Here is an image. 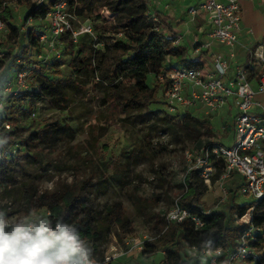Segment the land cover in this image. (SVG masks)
<instances>
[{
    "label": "rangeland",
    "instance_id": "obj_1",
    "mask_svg": "<svg viewBox=\"0 0 264 264\" xmlns=\"http://www.w3.org/2000/svg\"><path fill=\"white\" fill-rule=\"evenodd\" d=\"M245 1L248 0L241 1L242 25L252 29L251 42L253 38L255 41H264V15L254 12L250 2L247 9L246 3H243ZM189 4L182 6V11ZM14 13L13 24L18 27L19 33L15 40L9 39L7 30L1 26L0 44L3 46L0 48V59L3 57L2 53L9 50L12 54L21 55L26 43V30L29 27L33 28L35 35L45 28L44 20L30 19L23 23L24 8L22 7L15 6ZM160 16L161 29L170 35L168 32L173 25L168 23L165 15L160 14ZM89 21L94 35L98 38L103 32V23L93 19ZM174 25L182 36V44L185 42L189 47L187 54L189 60L200 55L194 53L190 46L193 44V39H189V36L192 38L194 33L198 35L201 43H209L210 49L214 50L212 39L204 32L198 33L196 23L186 12L181 13ZM80 46L83 47L81 57L88 58L92 64L97 62L102 46L90 35L80 37L72 46L68 44L66 38L60 40L52 50L47 47L43 49V56H47V59L42 65H47L49 75L67 85L68 102L64 107L58 108L50 100L43 99L40 102H33L32 108L27 112L21 110L17 112L21 139L29 133L43 129L42 136L34 140V149L39 155L35 156L37 160L26 157V152L35 153L27 151L26 148L25 152L12 157L14 160L10 164L9 176L6 180H2L0 186V213L8 218L11 228L19 223L41 221L45 218L46 212L30 210L26 205L30 196H37L45 191H61L68 186L79 185L86 181L94 183L101 174V163L114 157L119 164L121 178L116 180L109 177L108 190L104 194L96 191V185L86 184L83 186V197L90 207L98 211H102L106 205L121 203L133 225L132 237L135 241L142 242L152 237L155 231L154 224L186 191L184 176L188 166L192 165L186 158V151H199L205 141L217 143L222 140L226 147L233 143L232 138L226 136L229 135V129L225 131V126H229V112L215 116L204 114L200 109H192L181 112L178 110L177 114H174L163 104L164 98L161 92L159 102L151 104L148 113L145 112L140 117L121 115L112 106H103V86L90 70L80 73L70 66L69 61L72 59L70 50L76 53ZM203 51L205 54L201 56L210 61L208 52ZM30 53L33 51L30 50ZM0 65V84L3 85L16 67L8 68L11 65L10 60H4ZM203 65L207 66V62L203 61ZM154 81L153 76L147 79L150 86ZM29 86L30 90L36 89L35 86L32 88L30 79ZM253 88L257 90L255 83ZM255 100L264 107V92H257ZM255 110L264 109L257 107ZM185 112H190L193 117L200 120L209 116L213 128L212 134H205L201 128L194 125L192 119L189 125L181 124ZM9 123L13 127L12 123ZM48 123L54 125L45 129L44 126ZM199 140L202 141L200 146H198ZM104 147L107 148L106 152H103ZM240 177L235 175L232 180L228 179L224 183L228 192L232 188L234 193H229L223 202H220L223 197L220 184L216 182L208 186L203 201L209 206L210 211L223 212L230 216L229 210L232 204L244 205L251 202L250 199L239 195L237 185L231 182ZM134 195L139 197L137 207L133 202ZM125 242L124 239L123 243L119 244L114 235L110 234L107 244L102 246L105 255L113 256L110 264H161L164 257L162 252L145 257L141 255L140 250L127 252L129 246ZM262 250L264 245L258 248L256 255L260 256ZM224 261L223 256L220 262ZM247 261L239 263L254 264Z\"/></svg>",
    "mask_w": 264,
    "mask_h": 264
},
{
    "label": "trees",
    "instance_id": "obj_2",
    "mask_svg": "<svg viewBox=\"0 0 264 264\" xmlns=\"http://www.w3.org/2000/svg\"><path fill=\"white\" fill-rule=\"evenodd\" d=\"M69 3L70 5L75 3V13L80 19H93L103 23V32L97 38V43H101L102 46L97 62L92 64L88 58L81 57L83 47L80 46L76 53L70 50L72 59L69 64L80 73L90 70L103 86V106H112L121 115L140 117L143 113H148V107L159 102V95L166 84V81L159 80V77H165L173 67L203 66L199 57L188 59L187 47L173 44L176 35H169L167 31L161 29L159 20L161 16L157 10L156 0H75V2L70 0ZM15 6L24 8L23 23L30 19L44 20L50 10L48 5L37 6L32 0H0V24L7 30V37L12 40H15L19 33L18 27L13 24ZM103 8L108 11L109 17L100 13ZM40 34L41 31L35 35L33 28L29 27L26 30V43L21 55L12 54L9 50L3 52V57L0 59V64L4 60H10L11 65L8 68L16 67L11 74L16 70L31 68L32 74L29 79L32 88L36 87L30 90L29 86L17 96H5L2 93L3 85L0 84V100L4 101L0 108V117L13 125L11 130L0 133V186L2 180H6L9 176L10 164L14 160L12 157L25 152L26 148L27 151L35 152L33 154L26 152V157L37 160L35 156L39 155L34 149V140L42 136L43 129L29 133L21 139L17 112L20 110L27 112L32 108L33 102H40L43 99L50 100L58 108L64 107L68 102L67 85L49 75L47 65H42L43 61L36 59L42 49ZM82 36L87 34L80 37ZM66 38L68 44L72 46L74 42L68 37L64 36L60 40ZM2 46L0 44V48ZM30 50L33 53H30ZM33 64L37 66L33 67ZM149 76H153L155 80L152 86L147 83ZM183 117L181 124L189 125L192 119L194 125L201 128L205 134H212L213 128L209 116L200 120L193 117L190 112H185ZM51 125L54 124H45L44 128L47 129ZM210 143L205 141L203 146ZM201 144L202 141L199 140L198 146ZM13 147L16 148L15 154L11 151ZM103 150L106 152L107 148L104 147ZM213 164L216 168L215 177L218 178L224 171L223 162L217 159ZM101 167V174L94 183L86 181L79 185L73 184L61 191H45L37 196H30L26 205L30 210L48 212L45 219L52 224L72 226L74 234L78 236L83 246L90 250L91 257L104 262L105 254L102 246L107 244L110 234L122 244L124 239L133 236V225L121 203L106 205L102 211H98L90 207L83 197L84 185H96V191L104 194L108 190L109 177L116 180L121 178L119 164L114 157L102 162ZM184 184L186 191L175 203L185 208L191 217L197 218L201 225L196 226L188 217L179 223L173 222L166 226L165 213L154 224L155 231L152 237L143 242L141 255L150 257L162 252L164 257L161 264H196L191 248L232 249L236 246L237 239L249 228H253L251 233L253 239L249 244L255 252L264 245V199L253 209L250 224L239 225L236 224L233 214L244 211L250 203L232 204L229 210L230 216H227L223 212L210 211L209 206L203 201L208 186L197 170L187 171ZM229 193H234V190L229 189ZM133 202L137 207L139 202L137 195H134ZM247 260L249 263L264 264V250L260 256L255 254L254 258Z\"/></svg>",
    "mask_w": 264,
    "mask_h": 264
},
{
    "label": "built area",
    "instance_id": "obj_3",
    "mask_svg": "<svg viewBox=\"0 0 264 264\" xmlns=\"http://www.w3.org/2000/svg\"><path fill=\"white\" fill-rule=\"evenodd\" d=\"M70 0H32L35 5H48L50 10L44 21L45 28L41 31L40 42L42 49L36 56L38 61H45L44 48L54 49L60 42V38L66 36L76 42L81 35H90L95 41L97 37L93 33L89 19L82 20L75 13V3L70 5ZM75 2V0H73ZM157 2L162 0H156ZM242 0H196L186 8V13L192 21L202 19V25L197 29L198 33L207 32V35L221 46L224 51L210 49L209 43H201L198 35L193 34V51L200 53L208 52L210 66L173 67L160 76L159 80H165L163 90V104L174 114L177 111H190L200 109L204 114L218 116L222 109L229 106L232 100L236 107L233 119V143L230 147L211 142L203 146L199 151H186V158L192 163L187 171L197 170L203 182L212 186L216 182L220 184L223 202L229 195L224 183L232 173L243 177L242 184L238 187V194L251 200L244 211L235 214L236 224H250L251 213L255 206L264 199V110L256 111L257 107H264L255 100L257 92H264V42L257 43L252 47L245 46V62L240 63L237 58L236 46L241 44L240 38L253 36L251 28L243 27L241 21ZM173 2L167 3L165 8H174ZM101 14L109 17L108 11L103 8ZM0 24V28H1ZM181 35H176L173 44L180 45ZM101 45V43H98ZM44 45V47H43ZM59 55V54H58ZM57 55V57H58ZM37 64H33V67ZM32 69L16 70L8 77L2 86L5 96H17L28 88V80ZM256 84L257 90L253 88ZM4 101L0 100V108ZM11 124L0 117V133L11 130ZM16 153V148H12ZM7 157V156H6ZM221 159L224 171L218 178L215 177L216 168L214 160ZM2 214V213H0ZM48 214V212H46ZM6 222L5 231L11 232V224L8 218L2 214ZM190 217L200 226L201 222L191 217L190 213L177 203L167 211L165 215L166 226L173 222H181ZM47 219H43L44 221ZM38 222L27 224L38 225ZM50 228L57 230V224L49 220ZM62 225V224H61ZM64 225V224H63ZM62 225V226H63ZM70 226V225H69ZM166 228V227H165ZM253 228H249L237 239V244L232 249L207 247L191 248L196 264H239L248 258L255 257V250L250 246ZM131 250H142L143 242L135 241L134 237L125 239ZM224 256L225 261L220 262ZM113 256L105 255L104 262L98 261L89 255L91 264H108Z\"/></svg>",
    "mask_w": 264,
    "mask_h": 264
},
{
    "label": "clouds",
    "instance_id": "obj_4",
    "mask_svg": "<svg viewBox=\"0 0 264 264\" xmlns=\"http://www.w3.org/2000/svg\"><path fill=\"white\" fill-rule=\"evenodd\" d=\"M6 226L0 214V264H91L90 250L72 226L58 223L52 230L47 220L38 225L19 223L11 232Z\"/></svg>",
    "mask_w": 264,
    "mask_h": 264
},
{
    "label": "crops",
    "instance_id": "obj_5",
    "mask_svg": "<svg viewBox=\"0 0 264 264\" xmlns=\"http://www.w3.org/2000/svg\"><path fill=\"white\" fill-rule=\"evenodd\" d=\"M196 0H162V1H159L157 2V10L160 12V14L162 15H165L166 19L168 20V23H171V25H173L172 29H169L170 34L172 35H180V32H178L176 30V27L174 25L175 23V20L177 18H179V16H181V13H185L186 12V8H184V10L182 11V6L184 7V5H186L187 3H191V2H194ZM170 2H173L175 4V7L174 8H165V5L167 3H170ZM252 5L253 7V10L254 12L256 13H260L261 15H264V0H248V1H245L243 3H246V8L248 9L249 7V3ZM242 3V4H243ZM241 11H243L242 9V5H241ZM253 13V12H252ZM172 16V17H171ZM194 23H196V29H198L197 26H199L200 22H203L201 18H196L194 21ZM173 32H172V31ZM206 35H207V32H204ZM208 36V35H207ZM209 37V36H208ZM210 38V37H209ZM189 39H192L191 36H189ZM211 39V38H210ZM252 40V37L251 38H246L245 35H242L241 38H240V42L241 44L237 45L236 46V51H237V58L239 60L240 63H244L246 58H245V46H249V47H252L253 45L257 44V43H261V42H264V41H259V40H256L255 41V38H253V42H251ZM212 46L214 47V50L215 51H224L225 50V47L221 46L220 44H218L216 41L212 40ZM183 43V39L181 40V43L180 45L184 46V47H187L189 49V47L186 45V43L184 42ZM193 49V44L190 45ZM202 54H205V52H200V55L199 56V60L202 61H206L207 62V67L210 66V62L207 61V59L205 57H202L201 55ZM197 56V57H198ZM204 58V59H203ZM203 59V60H202ZM260 103V102H259ZM229 112V126L226 125L225 127V131L227 129H229V135H226V136H229V138L231 137L232 138V141H233V119H234V115L236 114V107L234 105V103H232V100H229V106L228 107H225V109H223L221 111V113H226V112ZM219 121L221 122V120L219 119ZM222 123V122H221ZM219 144L223 145L224 146V143L222 142V140H219L218 142ZM232 145V144H231ZM229 144V147L231 146ZM235 175H239L237 173H232L230 176H229V180L235 176ZM241 176V175H239ZM242 177V176H241ZM240 179H235L234 181H231L232 183L236 184V188L239 187L242 182H243V177ZM227 179V180H228ZM226 180V181H227ZM232 180V179H231ZM225 181V182H226Z\"/></svg>",
    "mask_w": 264,
    "mask_h": 264
}]
</instances>
